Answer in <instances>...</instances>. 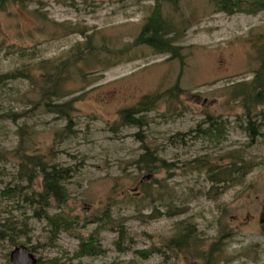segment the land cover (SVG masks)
I'll return each instance as SVG.
<instances>
[{
  "label": "rangeland",
  "instance_id": "rangeland-1",
  "mask_svg": "<svg viewBox=\"0 0 264 264\" xmlns=\"http://www.w3.org/2000/svg\"><path fill=\"white\" fill-rule=\"evenodd\" d=\"M157 1L0 0V264L22 245L39 264H264V105L250 125L234 95L259 68L264 12L165 3L181 61L134 44ZM55 82L60 97L44 96ZM154 95L144 126L130 125L124 113ZM209 119L224 126L220 142L198 136ZM146 147L153 172L138 163ZM233 163L242 170L227 183L209 181ZM45 168L63 175L60 206L34 195ZM90 238L95 251L81 254Z\"/></svg>",
  "mask_w": 264,
  "mask_h": 264
},
{
  "label": "trees",
  "instance_id": "trees-1",
  "mask_svg": "<svg viewBox=\"0 0 264 264\" xmlns=\"http://www.w3.org/2000/svg\"><path fill=\"white\" fill-rule=\"evenodd\" d=\"M181 0H163L157 1L158 4L152 13V15L148 18L147 22L143 26L139 36L136 38L134 44L135 46H147L153 50L155 54L163 55V54H169L171 56V59L179 58L181 61H183V57L179 54L180 49L179 47H175L173 44L175 42L176 35L180 34L181 32L177 29L175 24L172 21H168L166 18H164V15L162 13V6L167 4H172L173 7L177 6ZM212 5L216 9V13H224L228 16H233L235 14H249V15H258L262 12H264V0H209ZM175 36V37H174ZM177 38H181L178 36ZM256 50V57L259 60V68L254 72V77L249 82H241L243 88L239 91L236 90L234 95L238 97H243L245 102V108L248 111V117H249V123L252 125L251 122V113L254 111L255 107L264 105V33L260 35L258 41L254 43ZM125 49H128L127 47ZM82 51H80V54ZM77 59V57H75ZM76 61V60H75ZM75 61L70 60L63 61L64 67H68L71 65H75ZM48 63H51L52 65H56L54 61H50ZM64 68L63 70H65ZM20 76L24 78H28V75L25 73H20ZM9 79H16L17 75L12 74L7 76ZM54 83V82H53ZM59 84V83H58ZM53 86L51 90L45 91L44 96H46L50 91L54 92L57 97H60L58 93H56V88L58 87L57 83L51 84ZM178 88V87H177ZM172 92V91H171ZM171 94V93H169ZM51 96V95H50ZM54 98V97H53ZM161 98L160 95L157 96H148L142 100V102L139 104L141 106L140 109H132L130 111H126L125 119L130 114V117L128 118L129 124L132 126H136L139 128H142L144 126L143 118L140 117L143 112H148L149 109H147L146 106L149 105H155L156 101H158ZM172 98V97H171ZM46 103V108L52 106L51 104ZM152 106V107H153ZM64 107V106H63ZM48 112L55 114L58 116V118H65L69 120V124L72 122L71 118V111L64 110V108L54 106L52 107V110H48ZM124 120V119H123ZM209 127L207 129H204L201 131V133H198L199 137H206L208 139L216 140L217 142H220V139L223 136V130L224 126L219 123L216 119H209ZM223 127V128H222ZM183 137H188L189 133H184L182 135H177ZM184 139H182L183 141ZM33 161L34 159H28ZM27 161V163H31V161ZM156 162H160V159L158 156L152 154L150 150L146 147V153L141 157L140 163L145 164V169L148 172H153L157 165H155ZM164 163V162H163ZM165 164V163H164ZM172 166V165H168ZM200 168H206L205 163H199ZM220 170V171H219ZM242 170L241 167H238L237 164H230L227 167H222L218 169L217 167L210 171V177L209 181L216 185L225 184L228 182V178L233 176L234 174L240 173ZM36 169H32L30 174V181L32 182L33 179H35ZM212 173V174H211ZM43 177H44V189L43 193L34 195L36 197H39V202L44 203V205L49 204V199L51 198L53 202H55L58 206H60L61 203H63L66 198L67 194L64 189H62L61 186V180L63 178V175L61 172L50 169H44L43 170ZM33 200H35L33 198ZM37 200V199H36ZM31 202V201H30ZM32 203V202H31ZM44 210V208H43ZM46 214V213H45ZM48 220L53 224L55 227L58 226L57 221H53L52 219ZM183 225H186L184 232L179 237V242L177 243L179 247H189L190 241H189V232L191 226L186 223H182ZM59 232V229H56ZM1 235V234H0ZM90 243L88 245H85L86 243H83V246L87 247V249L81 254H91V250L95 251V243H92V238H90ZM218 247H213L211 251V256L214 253L215 250H217ZM94 252H92L93 254Z\"/></svg>",
  "mask_w": 264,
  "mask_h": 264
},
{
  "label": "water",
  "instance_id": "water-1",
  "mask_svg": "<svg viewBox=\"0 0 264 264\" xmlns=\"http://www.w3.org/2000/svg\"><path fill=\"white\" fill-rule=\"evenodd\" d=\"M151 175L143 179V182L150 180ZM11 264H38V259L26 246L15 248L10 255Z\"/></svg>",
  "mask_w": 264,
  "mask_h": 264
},
{
  "label": "bare ground",
  "instance_id": "bare-ground-1",
  "mask_svg": "<svg viewBox=\"0 0 264 264\" xmlns=\"http://www.w3.org/2000/svg\"><path fill=\"white\" fill-rule=\"evenodd\" d=\"M240 241H243V240H240ZM255 244V243H254Z\"/></svg>",
  "mask_w": 264,
  "mask_h": 264
}]
</instances>
